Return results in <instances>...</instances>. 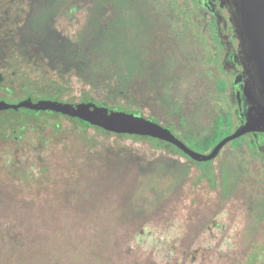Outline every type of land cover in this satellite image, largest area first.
<instances>
[{
	"label": "rangeland",
	"instance_id": "374dc122",
	"mask_svg": "<svg viewBox=\"0 0 264 264\" xmlns=\"http://www.w3.org/2000/svg\"><path fill=\"white\" fill-rule=\"evenodd\" d=\"M151 1L160 10L167 8V0ZM179 4L184 9L179 11L182 27L186 24L195 31L193 36H184L183 52L192 58L194 67H184L185 78L179 89L195 98L208 94L203 81L214 83L220 77L229 83L231 77L222 75L221 69L218 73L215 64L209 62V57L216 55V45L204 47L196 33L203 31L208 21L191 8L190 0H180ZM2 8L0 4V12ZM86 18V0H79V7L72 14L58 17L56 27L75 39ZM209 21L215 23V18ZM175 30L184 29L177 25ZM26 54L25 50L16 51L19 60H24ZM0 71L7 77L0 95L9 94L11 98L3 100L10 103L18 102L15 97L22 94L21 82L27 78L33 86L48 88L42 70L31 65H23L17 73L12 69ZM48 76L64 83L65 101L80 102L82 94L89 91L75 75L60 79L51 72ZM226 87L228 95L229 84ZM116 96L125 105H142L134 96L114 92L104 99ZM143 111L144 116L152 113L147 106ZM49 122L46 126L33 124L19 137L0 135V264H48L50 259H54L53 264H264V219L256 220L250 199L252 192L255 196L264 193L261 158L250 162V154H241L251 174L261 183L248 190L239 188L225 202L219 177L223 155L213 160L216 187L206 178L199 180L202 167L192 165L180 197L134 232L112 212L115 202L81 199L80 195L88 196L91 190L87 178L99 174L95 163H101L100 153L127 148L145 160L161 153L181 161H186V157L147 139L108 135L94 127L84 131L66 117L59 120V130L53 124L55 120ZM233 145L225 146L223 153L229 147L237 151Z\"/></svg>",
	"mask_w": 264,
	"mask_h": 264
},
{
	"label": "trees",
	"instance_id": "16d2710c",
	"mask_svg": "<svg viewBox=\"0 0 264 264\" xmlns=\"http://www.w3.org/2000/svg\"><path fill=\"white\" fill-rule=\"evenodd\" d=\"M167 1V8L160 10L151 0H86V21L73 39L62 34L56 22L60 15L72 14L79 7V0H0L3 7L0 12V68L4 71L12 69L15 73L21 71L23 65L41 69L48 88L33 86L28 78L21 82V97L31 96L35 100H64L66 86L59 79L49 77V73L55 72L60 79L75 75L89 87L80 101H95L136 114H143V107L147 106L152 110L149 118L169 127L189 146L192 144L201 152H209L235 128V115L226 94L228 80L217 77L214 83L203 81L207 95L191 98L181 93L179 86L185 78V68L188 70L193 66L192 58L183 52L184 36L188 33L193 36L195 31L189 30L186 24L182 27L179 11L184 9L180 0ZM190 1L191 8L208 21L203 31L196 32L204 47L217 44L215 23L209 21L200 3ZM177 25L184 30L176 31ZM17 50L27 52L24 60L17 59ZM211 61L218 73L221 69L222 75H226L219 56L209 57ZM110 92L134 96L142 105H125L118 96L105 100ZM63 117L84 131L90 127L78 118L56 112L34 114L23 109H10L0 111V135L5 138L21 136L31 125L46 126L50 119L56 121L53 124L59 130V120ZM94 128L108 135L147 139L157 147L186 157V161H181L161 153L145 160L133 150L121 148L100 153L101 163L93 161L99 174L87 178L91 190L88 196L80 195L81 199L115 202L112 212L134 232L180 197L192 165L202 167L199 180L206 178L213 187L217 185L213 160L195 161L177 146L150 136L117 134L101 127ZM229 143H234L231 147L235 146L237 151L229 147L218 155H223L219 177L224 202L239 188L248 190L253 184L261 183L251 174L248 162L245 157H240L241 154H250L253 158L250 162L255 158L264 162V156L248 138L242 136ZM250 195L252 213L261 222L264 219V193L255 196L252 192ZM53 262L54 259H50L48 264Z\"/></svg>",
	"mask_w": 264,
	"mask_h": 264
},
{
	"label": "water",
	"instance_id": "95a60500",
	"mask_svg": "<svg viewBox=\"0 0 264 264\" xmlns=\"http://www.w3.org/2000/svg\"><path fill=\"white\" fill-rule=\"evenodd\" d=\"M235 24L242 38L248 62L254 66L256 76L264 91V0H233ZM21 111L37 114L41 111L56 112L78 118L90 127H101L117 134L150 136L180 148L195 161L208 162L218 157L221 150L231 141L256 132L264 126V110L248 118L233 132L223 137L209 152H201L189 146L169 127L143 114L122 109H112L95 101L72 102L53 98L35 100L29 96L17 103L0 100V111Z\"/></svg>",
	"mask_w": 264,
	"mask_h": 264
},
{
	"label": "flooded vegetation",
	"instance_id": "af4514ba",
	"mask_svg": "<svg viewBox=\"0 0 264 264\" xmlns=\"http://www.w3.org/2000/svg\"><path fill=\"white\" fill-rule=\"evenodd\" d=\"M200 6L209 18H215L214 30L217 35L216 55L220 57L225 73L231 77L228 98L232 103L235 128L245 123L248 118L258 116L264 110L263 86L256 76L254 66L247 58L243 42L235 24V7L233 0H199ZM7 80L5 73L0 71V89ZM9 94L0 95V100ZM18 97V102L27 97ZM10 97V96H9ZM11 98V97H10ZM38 100V99H36ZM17 103V102H16ZM23 111H25L23 109ZM19 137V135H14ZM244 137L253 142L257 150L264 156V126Z\"/></svg>",
	"mask_w": 264,
	"mask_h": 264
}]
</instances>
